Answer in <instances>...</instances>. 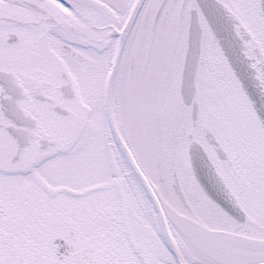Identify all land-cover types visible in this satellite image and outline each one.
Masks as SVG:
<instances>
[{
    "label": "snow or ice",
    "instance_id": "1",
    "mask_svg": "<svg viewBox=\"0 0 264 264\" xmlns=\"http://www.w3.org/2000/svg\"><path fill=\"white\" fill-rule=\"evenodd\" d=\"M0 264H264V0H0Z\"/></svg>",
    "mask_w": 264,
    "mask_h": 264
}]
</instances>
